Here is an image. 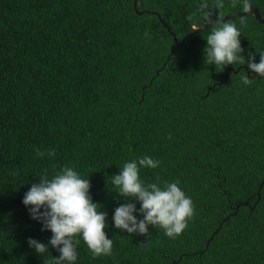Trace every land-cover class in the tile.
I'll use <instances>...</instances> for the list:
<instances>
[{
    "label": "trees",
    "instance_id": "1",
    "mask_svg": "<svg viewBox=\"0 0 264 264\" xmlns=\"http://www.w3.org/2000/svg\"><path fill=\"white\" fill-rule=\"evenodd\" d=\"M249 2L264 16V0ZM241 12L229 0L222 9L214 0H0V264L60 255L22 199L45 169L51 178L65 165L89 179L113 240L112 255L94 259L80 238L75 264H264V77L247 64L264 51V24L251 12L224 21L240 30L246 62L223 71L204 52L222 21L177 45L212 17ZM145 155L160 161L141 168L145 184L178 180L194 202L174 240L151 225L147 235L114 227L116 207L140 204L120 197L112 176Z\"/></svg>",
    "mask_w": 264,
    "mask_h": 264
},
{
    "label": "clouds",
    "instance_id": "2",
    "mask_svg": "<svg viewBox=\"0 0 264 264\" xmlns=\"http://www.w3.org/2000/svg\"><path fill=\"white\" fill-rule=\"evenodd\" d=\"M238 3L244 13L251 10L249 0H229L230 7L235 8ZM199 7L203 11L208 8V4L205 2ZM224 7L225 0H214V8ZM187 19L191 20L192 17L188 16ZM240 24H245L244 18H241ZM144 35L150 38L148 31ZM240 36L241 32L233 22L214 26L206 37L205 63L215 65L219 71H223L227 65L244 64L246 61L241 55ZM259 55L258 63L250 55L247 64L251 72L264 77V51L259 52ZM253 79L248 75L241 76L245 85H251ZM168 138L171 139L170 134ZM46 154L49 157L56 155L54 149H48L47 153L35 149L36 157L43 158ZM159 165V160L145 155L125 162L119 174L112 176L116 193L125 200L138 201L140 204L139 208L132 202L116 207L112 217L115 228L129 234L147 235L151 225L163 229L165 236L174 240L188 227L195 215V205L179 186L180 182H163L161 186L158 175L156 182L152 183L145 184L140 179L141 168L155 169ZM90 188L88 178H82L73 167L65 165L51 178L45 169L40 182L33 183L23 196L22 203L28 208L31 218L42 223V231L50 230L52 233L48 243L60 253L54 257V264H75L80 238L92 258L112 255L113 240L108 238L105 231L108 226L107 213L98 210L101 205L93 201ZM137 212L142 214V219L134 215ZM28 244L40 255L48 251V244L34 238L29 237Z\"/></svg>",
    "mask_w": 264,
    "mask_h": 264
},
{
    "label": "water",
    "instance_id": "3",
    "mask_svg": "<svg viewBox=\"0 0 264 264\" xmlns=\"http://www.w3.org/2000/svg\"><path fill=\"white\" fill-rule=\"evenodd\" d=\"M133 4H134V7H135V6H136V1H134ZM249 12L253 13V16H254L259 22H261L262 24H264V16H262V15L260 14V12H259V10L257 9L256 6H254V5L251 4V10H250ZM243 14H244V12H241V13H235V14H232V15L224 16V17H222V18L212 17L210 20H208L207 22H205L204 27H202V28H196V29H194L193 31H191L190 33L186 34V35L180 40V42L177 43V45H178V46H181L186 38L190 37L191 35H193V34L196 33L197 31H201V30H203L205 27H207V25L211 24L212 22H216V21H222V22H224V21H226V20L229 19V18H232V17H235V16H241V15H243ZM173 39H174V41H176V37H175L174 35H173ZM263 183H264V175H263V178H262V180H261V182H260V186H261ZM260 186H259V188H260ZM259 188H258V190H257V194H258V195H259ZM243 204L246 205V204H247V201H245ZM238 206H239V204L236 205V209L238 208Z\"/></svg>",
    "mask_w": 264,
    "mask_h": 264
}]
</instances>
